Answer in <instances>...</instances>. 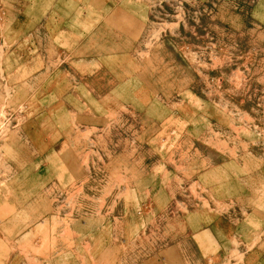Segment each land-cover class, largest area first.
<instances>
[{"label":"rangeland","instance_id":"obj_1","mask_svg":"<svg viewBox=\"0 0 264 264\" xmlns=\"http://www.w3.org/2000/svg\"><path fill=\"white\" fill-rule=\"evenodd\" d=\"M0 264H264V0H0Z\"/></svg>","mask_w":264,"mask_h":264}]
</instances>
